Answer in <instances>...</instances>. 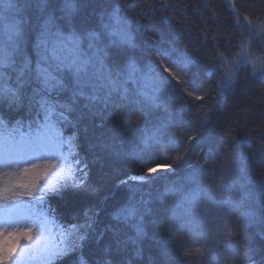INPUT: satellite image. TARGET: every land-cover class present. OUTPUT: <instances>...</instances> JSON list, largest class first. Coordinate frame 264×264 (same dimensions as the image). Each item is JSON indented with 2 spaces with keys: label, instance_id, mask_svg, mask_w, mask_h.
<instances>
[{
  "label": "snow or ice",
  "instance_id": "6c2138e0",
  "mask_svg": "<svg viewBox=\"0 0 264 264\" xmlns=\"http://www.w3.org/2000/svg\"><path fill=\"white\" fill-rule=\"evenodd\" d=\"M54 3L56 0H37L41 17L33 26L25 15L32 0H0V101L6 100L9 111L15 113L14 119H5L0 106V264H62L69 257H74L69 264H87L82 248L90 239L95 213L86 209L83 223L57 225L48 206L51 197L88 187V165L80 158L77 132L65 135L67 126L76 127L72 113L80 99L87 101L85 108L103 105L105 109H118L126 104L128 112L123 114L121 125L135 132L147 120L150 109H168L178 86L183 85L182 92L196 101L208 95H194L187 86L184 77L191 57L176 55L163 35L156 39L146 34L150 26L166 23V16L153 24L140 25L146 34V47L141 49L149 57L145 61L128 54L127 49L137 45L129 18L122 15L125 9L119 5L106 12L96 27L78 28V0H63L58 9L51 6ZM227 3L237 31L221 45L218 35L208 41L211 33L205 28L207 35L201 41L205 49L216 54L209 74L223 69L217 82L218 97L238 82L242 68L251 65L255 74L256 68L264 64V40L260 39L264 37V0ZM161 6L172 7L168 3ZM152 11L142 8L140 15L147 17ZM213 16L218 18L216 13ZM253 47H259V55L253 54ZM11 73H15V87L7 83ZM65 93L68 95L61 99ZM21 108L26 109L23 114L19 112ZM185 111L191 114L182 104L178 111L168 112L150 132L145 130L143 147L133 156L138 158L141 151L147 153L154 147H162L165 154L183 148L175 160H185L192 144L204 139L203 130L211 122L212 108L196 122L186 120ZM137 112L133 126L132 115ZM173 127L179 131L165 140L167 130ZM190 129L194 134L186 135ZM155 155L141 160L142 165L149 166L140 175L120 183L176 174L174 164L161 163L153 158ZM223 157L217 183H203L205 173L214 174V170H193L181 178L182 182L173 181L158 198L163 203L166 196L179 194V203L168 217L166 244L183 250L181 264H199L206 253L214 264H235L236 260L245 264L249 258L248 250L232 245L234 226L227 219L242 206L244 196V186L238 185L242 170L232 165L246 157L243 153L233 154L231 146L223 151ZM154 211L148 201L141 200L139 205L130 204L115 213L118 221H135V235L126 244L135 245L146 236V217ZM204 224L212 227L204 231ZM180 233H185L187 239L178 241ZM209 234L214 237L211 243ZM120 244L117 240V251Z\"/></svg>",
  "mask_w": 264,
  "mask_h": 264
},
{
  "label": "trees",
  "instance_id": "16d2710c",
  "mask_svg": "<svg viewBox=\"0 0 264 264\" xmlns=\"http://www.w3.org/2000/svg\"><path fill=\"white\" fill-rule=\"evenodd\" d=\"M62 2L63 0H56L51 6L58 9L57 6ZM235 2L239 4L241 0ZM164 3L172 7L164 8L161 6ZM205 4H210L211 7L205 8ZM117 5L125 9L122 15L128 16L137 45L135 49H127L129 55L142 57L146 61L149 57L141 52L146 47L145 35L156 39L163 35L171 42L176 55L186 54L192 58L184 77L188 81V88L194 90V95H208L204 100L196 101L194 96L187 97L182 92L183 85L178 86L175 99L168 109H150L147 120L135 132L128 131L129 126L121 125L123 114L128 112L126 104L118 109L112 106L105 109L103 105L85 108L87 101L80 99L77 110L72 113L76 127L67 126L65 135L77 132L79 155L88 165V187L69 189L61 196L48 200L55 222L64 226L83 223L85 210L92 209L95 224L90 230V239L85 241L82 248L87 264H181L180 253L183 250H177L175 244H166L168 217L179 203V194L166 196L163 203L158 198L166 187L172 186L173 181L182 182L181 178L193 170H214V174L213 171L205 173L203 183L206 186L217 183L224 163L223 151L231 146L233 154L243 153L246 157L232 165L242 170L238 185L244 186V196L242 206L227 218L234 226L235 236L231 243L241 250L249 251L245 264H264V77L244 67L239 72L238 82L218 97L217 82L223 69L213 75L209 74L216 54L210 48L205 49L201 43L207 35L205 28L211 33L207 35L208 41L211 42L212 36L218 35L221 45L237 31L232 26L233 18L227 0H78L79 11L75 16V24L85 28L96 27L100 18ZM142 8H151L153 11L147 17L141 16ZM213 13L218 14V18ZM25 15L26 18H31L35 26L37 18L41 17L37 0H32ZM162 16L167 17V22L150 26L146 34L140 28L141 24L160 21ZM260 39L264 40V37ZM112 51L118 55L116 49ZM220 51H224L223 46ZM252 51L255 55L260 53L259 47H253ZM260 65V69L264 71V64ZM11 77L7 83L15 87V73H11ZM66 95L67 93L62 94L61 99ZM182 104L185 109L191 110V114L185 111V119L193 122L209 107L212 108L211 122L203 130L204 139L192 144L187 158L177 163L175 157L183 152V148L165 154L162 147H154L147 153L141 151L138 158L134 157L133 152L143 147L141 138L145 135V130L150 132L154 125L167 117L168 112L178 111ZM0 106L5 119H14L15 113L9 111L6 100L0 101ZM25 110L21 108L20 114ZM138 115V112L132 115L133 126ZM178 131L177 128H169L165 140ZM121 133L124 135L121 136ZM187 134H194V129H190ZM152 153L157 154L153 158L161 163L174 164L176 174H163L157 179L142 183H120L128 177L140 175L143 168L149 166L142 165L141 160ZM141 200L149 202V207L155 210L154 214L146 217V236L135 245L130 242L126 244L128 238L135 235V221H118L115 213L130 204L139 205ZM242 213L253 215L244 216ZM211 227L210 224L202 225L204 231ZM185 239V233H180L177 237L178 241ZM117 240L121 242L119 251ZM213 240L214 237L209 234V242ZM72 258L74 257H69L62 264H69ZM199 264H214V260L206 253ZM229 264L232 262L229 261ZM235 264L241 262L236 260Z\"/></svg>",
  "mask_w": 264,
  "mask_h": 264
},
{
  "label": "rangeland",
  "instance_id": "374dc122",
  "mask_svg": "<svg viewBox=\"0 0 264 264\" xmlns=\"http://www.w3.org/2000/svg\"><path fill=\"white\" fill-rule=\"evenodd\" d=\"M260 66H261V65H259V66L256 68V70H255V74H261V75H262V73H264V71H263L262 69H260ZM247 67L251 70V72L254 73L253 68H252L251 65H248ZM262 76L264 77V75H262Z\"/></svg>",
  "mask_w": 264,
  "mask_h": 264
},
{
  "label": "bare ground",
  "instance_id": "6f19581e",
  "mask_svg": "<svg viewBox=\"0 0 264 264\" xmlns=\"http://www.w3.org/2000/svg\"><path fill=\"white\" fill-rule=\"evenodd\" d=\"M59 6H60V5H58L57 7L59 8ZM57 15H59L58 12H57ZM76 26H77L78 28H85V27L79 26L77 23H76ZM67 95H68V94H67ZM234 153H235V152H234Z\"/></svg>",
  "mask_w": 264,
  "mask_h": 264
}]
</instances>
